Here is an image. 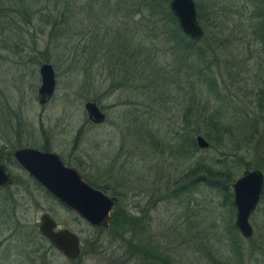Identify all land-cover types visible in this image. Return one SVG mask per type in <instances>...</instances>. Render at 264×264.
<instances>
[{"label": "rangeland", "instance_id": "obj_1", "mask_svg": "<svg viewBox=\"0 0 264 264\" xmlns=\"http://www.w3.org/2000/svg\"><path fill=\"white\" fill-rule=\"evenodd\" d=\"M169 1L0 0V155L21 146L57 152L118 196L119 221L138 224L90 227L2 159L13 174L0 188L4 264L25 262L27 243L41 245L36 264H163L134 244L159 248L171 264H264V191L244 238L231 187L245 169L264 173V0H193L204 32L194 52L162 34ZM137 47L145 54L134 58ZM45 62L56 87L40 105ZM86 101L100 106L102 123L89 121ZM197 135L207 148L193 143ZM219 171L231 177L227 190L214 183ZM43 212L79 236L77 259L40 237Z\"/></svg>", "mask_w": 264, "mask_h": 264}, {"label": "water", "instance_id": "obj_2", "mask_svg": "<svg viewBox=\"0 0 264 264\" xmlns=\"http://www.w3.org/2000/svg\"><path fill=\"white\" fill-rule=\"evenodd\" d=\"M169 9L185 35L194 40L202 38L204 32L198 22L193 0H170ZM39 75L41 83L37 90V100L40 105H44L55 92L53 66L47 62L42 63ZM84 108L92 123L99 124L105 120V113L96 102L86 101ZM195 141L199 148L209 146L201 135H197ZM9 153L29 176L90 227L108 228L111 212L118 204L116 195H110L85 181L81 173L76 168L65 165L55 151L21 146L11 149ZM263 183L264 173L258 168H248L231 185L236 209L234 224L244 238L253 234L249 219L259 203ZM11 184V170L0 160V188ZM39 221V232L65 257L77 259L80 256V239L75 232L67 228L55 230L56 222L45 212L41 214Z\"/></svg>", "mask_w": 264, "mask_h": 264}, {"label": "trees", "instance_id": "obj_3", "mask_svg": "<svg viewBox=\"0 0 264 264\" xmlns=\"http://www.w3.org/2000/svg\"><path fill=\"white\" fill-rule=\"evenodd\" d=\"M64 1H65L64 3L67 4L66 0H64ZM65 6H67V5H65ZM158 6L160 8L165 7V2L162 3V4L161 3L160 4H156V7H158ZM162 11L166 12V14H165L166 19L164 21L165 23L162 25L164 27L165 24H166V28L162 31V34H164L166 36V40H167V38L169 40H173L174 43H175V45L178 42V43H180L179 44L180 47L182 45H184L183 49L186 48L189 51H191V50L193 51L192 44L194 45V43H197V41L194 40V39L189 38L187 35H185L182 32L181 28L179 27L177 18L174 16V14L172 13V11L169 8H164V9H162ZM61 16L63 17V12H62V15ZM63 24H65V22ZM53 25L56 28L58 26V22L55 20V22H53ZM54 26H53V29H54ZM169 27H170V29H169ZM185 44H186V46H185ZM135 51L136 52L132 51V55L134 56V58L138 57L139 55L141 56V55L145 54V51H143L140 48L136 49ZM140 52H142V54H140ZM193 143L197 146L195 140H194ZM189 144L192 146V142H191L190 138L188 139V142L186 143V148H185L186 151H189L190 150V148L188 146ZM1 154H3L2 151H1ZM3 155H0V157L2 159H5L7 161H12L13 163H16L15 160L13 159V157L11 155H9V154H3ZM198 167L202 168V171L206 175L210 174V172H211V170L208 167H206L205 165H203V164H199ZM205 174H203V175L205 176ZM215 177L216 178H215V182L214 183H216V186H218L220 184L218 180L223 181L224 185L222 187L221 186L220 187H221L222 190L223 189H226L227 190L228 189V184H226V183H228V182L231 181L230 175H228L227 173H225V171H219V172H217L215 174ZM217 183H219V184H217ZM91 185H94V184L91 183ZM96 187H99V186H96ZM99 188H101L106 193L108 191V189L106 187H101L100 186ZM226 195L228 196L227 197L228 200H230V198L232 197V194L228 191V192H226ZM127 223H131V225H129V226H131V229H133V230L135 229L136 226H138L137 222H135V221L133 222V220L130 217H128V216L123 217V219H121L119 221L118 217H116V215H115V212L114 211L112 212V215H111V224H110V227L112 229H114L116 231H119L120 229L122 230L124 228V226L127 225ZM232 238H233L234 241H236V236H233ZM130 245H131V242H130ZM131 246H132V248L134 247V249L137 252H140L142 254L143 258H145L146 260H150V261H152V260H158V261H161L163 259L162 260V263L163 264H171V262H167L165 260V258H161L163 256L162 255L163 253H162V251L159 248L157 249V247H156L157 250L154 249V248L151 249V247H149V248L147 247V248H144V249L141 250V248L137 247L135 244L134 245H131Z\"/></svg>", "mask_w": 264, "mask_h": 264}, {"label": "flooded vegetation", "instance_id": "obj_4", "mask_svg": "<svg viewBox=\"0 0 264 264\" xmlns=\"http://www.w3.org/2000/svg\"><path fill=\"white\" fill-rule=\"evenodd\" d=\"M249 94V93H248ZM102 110V109H101ZM90 121V120H89ZM37 148V147H36ZM38 149H43V150H49V149H46V148H38ZM9 155H11L9 152L7 153ZM59 154V153H58ZM60 155V154H59ZM12 156V155H11ZM60 157L62 158L63 162L65 165H68V166H71V167H74L76 168L82 175V178L89 182L91 184V182L85 178V176L83 175V173L80 171L79 167L78 166H74V165H71L69 164V162H67V160H65L61 155ZM14 159V158H13ZM0 160H2V158L0 157ZM15 160V159H14ZM3 161V160H2ZM16 162V161H15ZM17 163V162H16ZM18 164V163H17ZM24 170V169H23ZM25 171V170H24ZM262 171V170H261ZM26 172V171H25ZM263 172V171H262ZM12 173V172H11ZM27 173V172H26ZM27 175L29 176V174L27 173ZM38 186L42 187L34 178H32L31 176H29ZM12 184H13V174H12ZM11 184V185H12ZM10 186V185H9ZM92 186H95V185H92ZM7 187V186H6ZM96 187V186H95ZM5 188V187H3ZM43 188V187H42ZM99 188V187H98ZM44 189V188H43ZM101 189V188H100ZM45 190V189H44ZM102 190V189H101ZM46 191V190H45ZM263 191H264V183H263V188H262V193H261V196H260V200H261V197H262V194H263ZM47 192V191H46ZM50 196H52L49 192H47ZM58 203H60L54 196H52ZM118 197V196H117ZM259 200V202H260ZM118 202H119V199H118ZM62 206H64L62 203H60ZM259 204V203H258ZM258 206V205H257ZM65 207V206H64ZM66 208V207H65ZM257 208V207H256ZM68 209V208H67ZM69 210V209H68ZM71 211V210H70ZM255 211V210H254ZM253 211V212H254ZM44 213V212H43ZM42 213V214H43ZM46 213V212H45ZM41 216V215H40ZM40 216H39V219H40ZM52 218V217H51ZM54 220V219H53ZM55 221V220H54ZM40 222V221H39ZM56 222V221H55ZM17 230H20L19 229V226H16L15 227ZM64 228H67V227H63V228H59L58 227V224L56 222V228L55 230H59V229H64ZM37 229H38V232H39V223L37 224ZM69 229V228H67ZM70 230V229H69ZM40 237H42L43 239H45L56 251H58L60 254H62L64 256L63 253H61L58 249H56L50 242L47 238H45L40 232ZM4 243V242H3ZM28 245H25L22 249V253H21V256L24 257L25 259V262H22L21 261V258L19 261V264H36L37 262V255H39V251L41 249V245H33L31 243H27ZM1 245V244H0ZM14 254V253H13ZM15 255V254H14ZM6 257L9 259V251H8V247L5 248V249H2L1 252H0V263L4 264V261L6 260ZM65 257V256H64ZM66 259H68L67 257H65ZM23 260V259H22ZM70 261H73L75 259H68Z\"/></svg>", "mask_w": 264, "mask_h": 264}]
</instances>
